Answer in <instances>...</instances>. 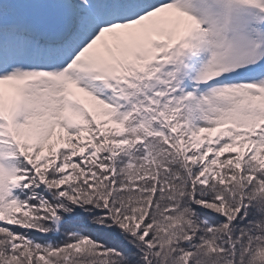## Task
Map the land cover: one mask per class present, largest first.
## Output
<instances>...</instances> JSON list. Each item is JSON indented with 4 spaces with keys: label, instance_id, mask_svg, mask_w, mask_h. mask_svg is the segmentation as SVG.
Returning <instances> with one entry per match:
<instances>
[{
    "label": "snow or ice",
    "instance_id": "1",
    "mask_svg": "<svg viewBox=\"0 0 264 264\" xmlns=\"http://www.w3.org/2000/svg\"><path fill=\"white\" fill-rule=\"evenodd\" d=\"M0 264H264V0H0Z\"/></svg>",
    "mask_w": 264,
    "mask_h": 264
}]
</instances>
